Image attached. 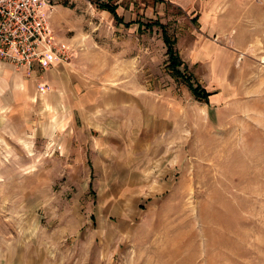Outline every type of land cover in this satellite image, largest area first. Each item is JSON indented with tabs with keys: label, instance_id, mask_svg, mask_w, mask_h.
Segmentation results:
<instances>
[{
	"label": "rangeland",
	"instance_id": "rangeland-1",
	"mask_svg": "<svg viewBox=\"0 0 264 264\" xmlns=\"http://www.w3.org/2000/svg\"><path fill=\"white\" fill-rule=\"evenodd\" d=\"M100 2L117 4L124 23ZM100 2L53 1L57 54L89 79L176 87L185 102L177 186L152 201H102L133 188L108 186L101 175L112 172L90 160L79 165L42 106L39 130L29 120L20 137H0V246H51L92 264H264V0ZM140 22L167 26L210 103L170 72L161 27Z\"/></svg>",
	"mask_w": 264,
	"mask_h": 264
},
{
	"label": "crops",
	"instance_id": "crops-1",
	"mask_svg": "<svg viewBox=\"0 0 264 264\" xmlns=\"http://www.w3.org/2000/svg\"><path fill=\"white\" fill-rule=\"evenodd\" d=\"M210 51L214 58L215 51ZM46 62L18 69L0 60V137L9 139L10 132L20 137V122L29 120L39 130L35 113L42 106L54 109L57 116L50 119L55 132L63 134L59 137L79 165L87 169L90 160L97 171L112 172L101 175L110 180L108 186L133 188L103 194L102 201H152L151 197L169 194L177 186L184 161L174 133L183 127L185 102L176 87L157 86L156 91H162L156 93L149 84L125 86L89 79L58 54H49ZM118 178L123 182H116ZM16 247L0 246V264L93 263L89 258H59L51 246L44 254L42 245L21 241Z\"/></svg>",
	"mask_w": 264,
	"mask_h": 264
},
{
	"label": "built area",
	"instance_id": "built-area-1",
	"mask_svg": "<svg viewBox=\"0 0 264 264\" xmlns=\"http://www.w3.org/2000/svg\"><path fill=\"white\" fill-rule=\"evenodd\" d=\"M53 1L0 0V60L23 68L57 54Z\"/></svg>",
	"mask_w": 264,
	"mask_h": 264
},
{
	"label": "trees",
	"instance_id": "trees-1",
	"mask_svg": "<svg viewBox=\"0 0 264 264\" xmlns=\"http://www.w3.org/2000/svg\"><path fill=\"white\" fill-rule=\"evenodd\" d=\"M100 2L99 0H97ZM100 7H102L105 10H108L111 12L116 20L118 22L124 23V18L119 14L118 12V5L112 4L109 2H100ZM128 26H130V23H126ZM146 25L149 28H152L156 25L161 27L163 30L164 39L168 48V55H169V69L170 72L174 77H176L179 80H182L185 82L188 87L191 89L193 94L196 96L197 99L210 103V98L213 94V92H210L207 88H205L200 82L196 81L192 74H188L185 72L184 67V61L181 58L178 50L175 47L176 40L173 36L170 35L167 26L165 24H162L161 22H151V23H144L140 22V26Z\"/></svg>",
	"mask_w": 264,
	"mask_h": 264
}]
</instances>
